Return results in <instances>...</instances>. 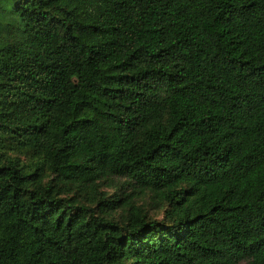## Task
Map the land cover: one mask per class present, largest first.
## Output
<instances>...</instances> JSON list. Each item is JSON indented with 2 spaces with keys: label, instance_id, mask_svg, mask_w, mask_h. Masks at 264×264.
Masks as SVG:
<instances>
[{
  "label": "trees",
  "instance_id": "16d2710c",
  "mask_svg": "<svg viewBox=\"0 0 264 264\" xmlns=\"http://www.w3.org/2000/svg\"><path fill=\"white\" fill-rule=\"evenodd\" d=\"M242 263L264 0H0V264Z\"/></svg>",
  "mask_w": 264,
  "mask_h": 264
},
{
  "label": "rangeland",
  "instance_id": "374dc122",
  "mask_svg": "<svg viewBox=\"0 0 264 264\" xmlns=\"http://www.w3.org/2000/svg\"><path fill=\"white\" fill-rule=\"evenodd\" d=\"M157 218H158V219H161V215L158 214V215H157ZM242 264H244V263H242Z\"/></svg>",
  "mask_w": 264,
  "mask_h": 264
}]
</instances>
